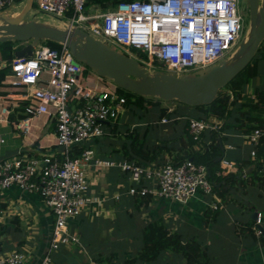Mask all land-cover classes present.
Returning <instances> with one entry per match:
<instances>
[{"label":"built area","instance_id":"obj_1","mask_svg":"<svg viewBox=\"0 0 264 264\" xmlns=\"http://www.w3.org/2000/svg\"><path fill=\"white\" fill-rule=\"evenodd\" d=\"M17 1L0 0V13L12 8ZM119 1L107 11L96 14L90 9L97 6L87 7L89 0H34V4L38 3L41 13L64 20L68 27L82 29L129 56L133 49L146 52L150 63L145 65L151 66L157 59L168 69L166 73L177 76L227 60L239 47L245 28L241 0ZM12 68L8 85L17 92L27 93L29 99L24 107L28 118L15 123V129L28 133L31 120L42 115L49 116L56 124L57 153L22 155L0 161V196L17 187L39 196L53 214L51 245L38 264H54L51 257L54 252L80 244L78 236L70 232V225L90 201V170L115 167L135 184L129 191L135 197L152 195L185 205L199 194L214 195L215 186L208 166L190 159H169L160 166L154 163L141 166L100 157L93 144L103 140L109 134L107 126L116 124L126 111V99L119 95L113 81H105L104 90L92 87L85 77L87 66L65 45L53 49L39 43L31 57L14 58ZM27 90H32L31 94ZM252 99L256 100V96ZM3 100L0 98V117L7 118L11 109L20 104L18 100L8 99L4 105ZM168 122L169 119H163V123ZM188 123L189 134L200 147L205 135L218 133L224 121L190 118ZM245 140L253 146L251 156L256 158L259 150L264 149V122ZM90 145L92 147L80 157H73L78 148ZM222 164L226 169L233 167L226 161ZM1 214L0 211V217ZM262 222L263 215L258 214L257 236L262 234L257 229ZM26 261L23 252L0 250V264H25Z\"/></svg>","mask_w":264,"mask_h":264},{"label":"crops","instance_id":"obj_2","mask_svg":"<svg viewBox=\"0 0 264 264\" xmlns=\"http://www.w3.org/2000/svg\"><path fill=\"white\" fill-rule=\"evenodd\" d=\"M26 3V0H18L4 13L16 17L23 11ZM33 9L32 6L31 11ZM96 12L105 11L97 8ZM27 20H36L58 28L67 27L66 21L55 17L41 21L37 15L34 18L28 17ZM25 46L26 44L19 45L21 48ZM15 53L14 58H16ZM5 66L6 63L3 62L0 53V68ZM10 80L12 79L8 76L3 82V87L0 88V98L5 99L3 100L4 105L7 104L8 99L18 100L20 107H13L11 109L13 111L7 118L0 117V161L22 155L42 156L57 153L56 124L49 116L42 115L33 118L28 133L15 129V123L28 118L24 113V107L29 103V99L27 93L17 92L16 89L10 87L8 85ZM88 80L92 87H97L98 90H104L107 87L106 80L99 76L93 75L88 77ZM261 83L262 80L258 79L255 87L256 84L259 86ZM255 87L247 90L250 99L256 94L254 93ZM27 92L31 94L32 90H27ZM178 103L180 102H168L162 105L158 102L159 108H152L144 114V116H153L152 120L150 122L146 120L140 127L145 128L142 133L148 134V144L152 151L158 147L164 148L160 156L165 162L169 159L180 161L179 159L187 156L188 152L201 153L202 151L199 150L205 149V145L210 142L208 141L210 133L205 135V140L200 147L192 142L189 123L186 122L189 118L185 116L184 108ZM162 109L166 110L164 116H162ZM135 112V108L126 109L116 124L107 126L109 134L101 140L99 149L97 147L98 154L100 153L103 160L127 161L139 165L135 161L124 159L122 150L130 145V141H117L114 137L115 133L113 136L110 131L115 125H118L120 129H123L122 127L130 130L138 128L140 123H130L133 121ZM126 118H129L127 123L124 122ZM163 119H169L170 122L163 123ZM214 119L220 120L213 117L209 121ZM262 120L264 122V116ZM249 134H234L231 140H226L222 161L233 164V167L226 169L224 166L226 171L221 170L217 176L234 174L233 168H237L242 170L241 176L250 181L251 177H257V173L264 170L263 164L257 163L256 165V161L253 162L254 158L251 156L253 146L245 140ZM168 147L172 151H169ZM258 157L259 153L255 159ZM262 161L264 162V158ZM258 166L260 172L256 171ZM89 174L92 180V188L89 192L90 201L82 214L70 225V232L78 236L80 244L61 247L54 252L51 255L54 264H121L133 259L135 256L131 253L122 257L119 253L110 258L106 257V251L99 252L96 247L97 243H90L85 237L87 233L83 231L85 227H89L88 231L93 232L101 230L102 237L98 241L104 242L108 229L96 227L107 223L114 224L123 217H126L133 225L135 222L142 233L150 226L164 225L168 228L165 231L168 236L179 235L185 246L198 244L200 250L207 256L201 257L202 263L206 262V259L210 263V259L213 264H264V183H259L258 187L253 184L242 187L238 184L232 188L223 182L219 187L223 186L225 198L220 195L223 194L222 191L214 192L213 196L208 197L199 194L185 205L151 195L152 201L149 205L143 206L138 211V200L144 197L136 196L138 197L136 198L129 194L135 185L130 177L122 174L115 167L106 170H90ZM215 206L217 210L214 209ZM0 211L2 213L0 250L4 253L23 252L27 256L25 264L40 263L51 245L54 230V217L51 211L39 196L24 192L17 187L5 191L0 196ZM254 213L263 215V222L257 227L262 232L260 236H257L255 231L257 219H252ZM108 231L111 233L112 229ZM185 238L192 242H188ZM168 252L170 251H167L163 255V260L157 263L140 264H187L182 254H175L176 256L171 258Z\"/></svg>","mask_w":264,"mask_h":264},{"label":"water","instance_id":"obj_3","mask_svg":"<svg viewBox=\"0 0 264 264\" xmlns=\"http://www.w3.org/2000/svg\"><path fill=\"white\" fill-rule=\"evenodd\" d=\"M33 3L34 0H27L25 8L16 17L0 13V43L26 44L22 50L16 51V58L31 57L40 42H55L68 47L79 62L99 77L113 81L120 89L166 102L178 101L189 107L211 105L219 92L251 64L264 43V0H248L251 31L239 46L233 61L228 59L182 76L162 71L151 74L137 59L95 39L82 29L58 28L36 20L28 21ZM222 160L223 157L218 162ZM257 217L258 213H254L252 219Z\"/></svg>","mask_w":264,"mask_h":264},{"label":"trees","instance_id":"obj_4","mask_svg":"<svg viewBox=\"0 0 264 264\" xmlns=\"http://www.w3.org/2000/svg\"><path fill=\"white\" fill-rule=\"evenodd\" d=\"M119 0H89L87 7L97 6L98 9L107 11L110 5L118 4ZM111 6V7H112ZM34 7V3H33ZM51 48L59 49L61 45L51 41H45ZM22 43L18 42H5L0 43V53L2 55L3 62L6 66L0 68V88L3 87V82L8 76L13 74L12 62L14 60V53L23 48L19 47ZM18 47V48H16ZM264 62V43L260 50L256 54V57L251 64L239 74L230 84H228L223 90H221L216 100L207 106L197 107L195 116L197 119L209 120L210 118H217L225 121L219 132L211 133L209 140L212 144L210 146L205 145V149L199 155H195L194 152L187 153L185 157H181L179 160L193 159L197 164H204L208 166L210 171V180L215 186V192L222 191L220 194L223 198L225 191L223 186L219 185L223 182L229 184L232 188L240 184L245 187V181L243 177L238 174H228L225 176H217L221 170H225L222 162H218L219 158L224 157L226 140H231L234 134H248L254 129L262 126L264 116V78L261 77V65ZM141 63V62H140ZM142 64V63H141ZM144 65V64H142ZM258 79L262 80V83L258 86L255 83ZM256 100H252L247 95V90L254 88ZM118 93L121 97L126 99L125 108L129 110L133 105H137L139 109L144 110L146 113L152 108L158 106V102L148 101V97L138 96L131 92H127L118 88ZM136 98V100L134 99ZM155 99L156 98H150ZM166 115V110L162 109V116ZM121 130L118 125L111 129V135L115 133L114 137H120ZM125 139L130 141L129 146H125L122 150L124 153V159L135 161L141 166H148L152 162H156L157 165H163L165 160L161 158V153L164 148L158 147L154 151L148 144V134L145 133L139 135L136 129H125ZM149 133V132H148ZM193 141V140H192ZM207 141V142H208ZM99 142V141H98ZM96 142V143H98ZM194 143V141H193ZM193 143L191 145H193ZM88 148L83 146L78 148L73 157L78 158ZM169 151H172L168 147ZM176 160V159H175ZM264 174V172H263ZM251 182V179H250ZM248 182V184H250ZM263 184L264 182L261 181ZM138 198V197H136ZM138 200V199H137ZM152 201V196L148 195L141 200H138L137 209L143 206L149 205ZM162 226H150L144 231V247L141 252L138 253L133 259L127 260L121 264H140V263H157L159 259L167 252H174L182 254L187 264H210L207 259L206 262H201V257L205 256L198 244H190L185 246L179 236H173L170 240H167L168 233L165 232ZM102 263V262H100Z\"/></svg>","mask_w":264,"mask_h":264},{"label":"rangeland","instance_id":"obj_5","mask_svg":"<svg viewBox=\"0 0 264 264\" xmlns=\"http://www.w3.org/2000/svg\"><path fill=\"white\" fill-rule=\"evenodd\" d=\"M247 1L248 0H241V8H242V12H243L244 18H245V28H244V31H243V33L241 35V38H240V41H239V46L247 39V37L249 36L250 31H251L250 8H249V6L247 4ZM34 5H35L34 9L31 11V13L29 14L28 17L34 18L35 16L38 15V18L41 21L51 20V18L53 16L50 17V15L41 13V11L39 10V6H38L37 2H35ZM90 12L93 13V14L98 13V12H96L95 8L90 9ZM87 31L90 32V30H87ZM40 45L50 47L45 41L40 42ZM111 46L117 48L116 50H118V51L120 49V48L116 47L113 44H111ZM238 48L235 50V52L232 55H229L227 60L229 59L230 61H233L235 59L234 56H235ZM129 53H130V55L132 54L131 57L137 59L139 62H141L144 65L147 64V63H150V59L147 56V53L144 52V51L133 49V50H130ZM146 67H147L148 71L151 74H154L156 71H162V72L168 71V69L165 68L163 66V64L160 63L157 59L154 60V62L151 64V66L146 65ZM93 75L94 76H98L95 72H93V70H91L90 68L87 67L86 73H85V77L88 78V77H91ZM261 77L264 78V62L261 65ZM104 80H106L107 82L109 81L108 79H104ZM134 99L136 100V98H134ZM148 101H151V102L152 101H154V102L156 101V102H159L162 105L168 103V102L163 101V100H159V99L155 100V99H150V98L148 99ZM172 102H178V101H171L170 103H172ZM178 104H180L182 106V108H184V111L186 112L184 114H186L185 116L187 118L190 119L192 117L197 116L196 113H195V110H197L196 109L197 107H189V106H186V105L181 104V103H178ZM159 107L160 106L154 107V109L155 108H159ZM132 108L133 109L135 108L136 112L134 113L133 121H131L130 123L131 124L140 123L138 128H136L137 134L140 135L141 132L145 129V128H140V127H142L141 125L144 124L146 120L150 122L152 120L153 116H151V117L150 116H144V114H146L145 111L142 110V109H139L136 104L133 105ZM128 121H129V118L128 119L126 118L124 122L127 123ZM186 122H188V121L186 120ZM122 128L123 129L121 130L120 137H118V136L116 137L117 141L126 140L125 139V133H124L126 128H124V127H122ZM130 141H132V140H130ZM100 142L101 141H99L98 143L93 144L94 146L96 145L95 148H96L97 152H98V149H99ZM194 144H195V142H194ZM91 147H92V145L88 146V148L86 150L90 149ZM97 147H98V149H97ZM259 151H260L259 152V157L257 159L254 158L253 162L256 161V163H255L256 165H257V163L258 164L260 163V164L264 165V162L262 161V159L264 158V149H260ZM199 153L200 152H194L195 155H199ZM117 162H120V161H117ZM233 170H234L233 171L234 174H238V175L242 174V170L241 169L233 168ZM256 171L260 172L259 166L256 168ZM263 172H264V170L261 171V173H257V177H251V182L248 181L247 179L243 178V180L245 181V185H248V182H250V184H253V186L258 187L259 183H261V181H264ZM214 199H216V198H214ZM98 227H102V229H105V230L106 229H108V230L112 229L111 233L108 230L106 231V237L104 238V242H99L98 241L102 237L101 236V230L93 232V231H88L89 227H85L83 229V231H85L87 233V234H85V237L90 243H93V244L97 243L96 247L98 248L97 250L99 252L106 251V253H105L106 257L110 258V257L116 255L117 253H119V256H121V257L125 256V255H128L129 253L133 254V256H136V255H138L139 252H141L143 250V247H144V244H143L144 243L143 242L144 241L143 240L144 239V235L142 233V230L139 228V226H136L135 222H134V225H133V223H131V221L127 220L126 217L121 218L118 222H116L114 224L107 223L106 225L97 226L96 228H98ZM163 230L166 231V230H168V228L165 227ZM174 236H176V234ZM177 236H179V235H177ZM171 238H174V237L173 236H171V237L168 236L167 240H170ZM183 238H184V236H183ZM185 239L188 242H192L188 238H185ZM167 254H169L170 257L173 258V256H176L175 254H177V253L168 252ZM163 258L164 257L162 256L159 259V261L163 260ZM209 261H210L211 264H213V262L210 259H209Z\"/></svg>","mask_w":264,"mask_h":264}]
</instances>
